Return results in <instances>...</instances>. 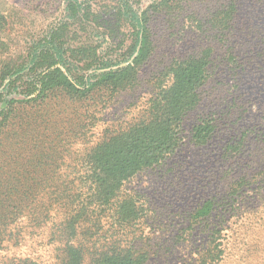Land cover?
<instances>
[{
	"label": "rangeland",
	"instance_id": "obj_1",
	"mask_svg": "<svg viewBox=\"0 0 264 264\" xmlns=\"http://www.w3.org/2000/svg\"><path fill=\"white\" fill-rule=\"evenodd\" d=\"M224 2L192 0L172 15L153 14V49L131 87L88 99L56 91L15 107L0 133V264H62L56 226L66 198L54 192H77L91 149L144 119L150 98L171 83L169 69L208 46V77L182 119L177 150L125 181L119 197L133 195L142 208L130 230L149 252L145 264H191L213 230L222 253L209 264H264V0H236L228 28L213 16ZM62 3L0 0V12L13 22V42L22 43L56 21ZM201 120L215 128L198 144L192 128ZM207 200L210 214L198 217ZM102 222L107 236L114 226Z\"/></svg>",
	"mask_w": 264,
	"mask_h": 264
},
{
	"label": "trees",
	"instance_id": "obj_2",
	"mask_svg": "<svg viewBox=\"0 0 264 264\" xmlns=\"http://www.w3.org/2000/svg\"><path fill=\"white\" fill-rule=\"evenodd\" d=\"M62 1L59 18L22 43L13 42V22L0 12V133L16 106L42 102L56 91L69 99H88L97 90L115 93L134 85L153 49L150 17L182 11L192 0H155L144 9L133 0ZM235 5L236 0H225L217 7L215 23L228 28ZM211 52L210 46L201 48L172 66L171 83L150 98L147 116L87 154L79 190L54 192L67 199H62L64 216L56 226L64 238L62 264L146 263L149 252L130 230L142 208L133 195L120 198L119 191L125 181L177 150L182 119L200 101L198 89L208 77ZM214 128L201 120L192 128V139L203 144ZM212 207L207 200L196 214L205 217ZM105 217L114 226L107 236L101 234ZM213 231L191 264H209L222 253L218 231Z\"/></svg>",
	"mask_w": 264,
	"mask_h": 264
}]
</instances>
